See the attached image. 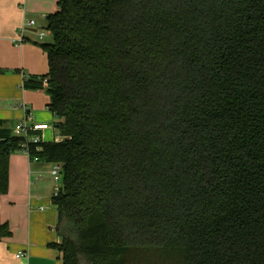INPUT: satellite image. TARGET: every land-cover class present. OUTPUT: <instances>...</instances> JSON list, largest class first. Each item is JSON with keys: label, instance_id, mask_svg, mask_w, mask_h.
<instances>
[{"label": "trees", "instance_id": "16d2710c", "mask_svg": "<svg viewBox=\"0 0 264 264\" xmlns=\"http://www.w3.org/2000/svg\"><path fill=\"white\" fill-rule=\"evenodd\" d=\"M46 20L63 139L29 149L63 169L62 263L264 264V0H59ZM24 141L0 120V198Z\"/></svg>", "mask_w": 264, "mask_h": 264}, {"label": "crops", "instance_id": "0c3cea01", "mask_svg": "<svg viewBox=\"0 0 264 264\" xmlns=\"http://www.w3.org/2000/svg\"><path fill=\"white\" fill-rule=\"evenodd\" d=\"M58 1L0 0V18L3 15L8 22L0 38V69L7 70L0 74V120L13 127L29 113L32 122L50 126L43 133L46 143L61 140L57 136L61 120L48 109L46 91L24 88V83L41 82L48 73L47 56L40 47L47 35L39 28H46L47 16L58 11ZM28 21L34 24L28 26ZM18 30V38L24 41L16 45V38H11ZM53 166L19 151L10 156L8 192L0 198V220L9 226L11 236L0 241V264H63L60 252L48 246L60 242L55 231L57 207L52 203Z\"/></svg>", "mask_w": 264, "mask_h": 264}, {"label": "built area", "instance_id": "2783aa9c", "mask_svg": "<svg viewBox=\"0 0 264 264\" xmlns=\"http://www.w3.org/2000/svg\"><path fill=\"white\" fill-rule=\"evenodd\" d=\"M34 24L33 21H28L27 25L32 26ZM40 39L44 37V33L40 34ZM24 39L22 37L15 40V44L19 45L23 43ZM42 82V89L48 88L49 79L47 77L41 79ZM50 129L48 124H41L32 122L31 115L28 113L24 121L20 122L15 126L13 132L16 136L25 138V141L20 145L23 154H26L30 158V149L29 143L32 144H39L44 142L43 133L44 131ZM34 160H38L35 158ZM62 166L60 164L54 163L53 169L51 171V176L53 182L55 184L54 191L52 197H57L61 192L64 190L63 185V173H62ZM19 258V255L17 256Z\"/></svg>", "mask_w": 264, "mask_h": 264}, {"label": "rangeland", "instance_id": "374dc122", "mask_svg": "<svg viewBox=\"0 0 264 264\" xmlns=\"http://www.w3.org/2000/svg\"><path fill=\"white\" fill-rule=\"evenodd\" d=\"M35 26H38L36 23H35ZM7 27H8V22H7V20H6V18H4V16L2 15L1 16V18H0V38L1 37H3V35H4V31L7 29ZM39 27V26H38ZM41 27V26H40ZM46 27H47V25H46ZM23 28V27H22ZM22 28H20L21 30H23ZM41 29V32L42 31H44L45 30V35H47L46 36V38L44 39V41L42 42L43 44H51V43H53V37H52V35H50V33H49V31L46 29V28H43V26L41 27V28H39V30ZM19 32H20V30H18V32L16 33V35H14L11 39H18V37H19ZM12 42V41H11ZM11 44H13V43H11ZM14 46V45H13ZM46 66H47V63H46ZM3 103V102H2ZM11 103V102H10ZM13 108H15L14 106H13ZM15 109H22V108H19V107H16ZM15 128V126H13V129ZM59 133V132H58ZM55 135H57V133H55ZM57 136H59L60 137V139L62 140L63 139V137L60 135V134H58ZM58 139V138H57ZM60 141V140H59ZM12 256H14V254H12ZM15 261V260H14ZM6 264V263H5Z\"/></svg>", "mask_w": 264, "mask_h": 264}]
</instances>
